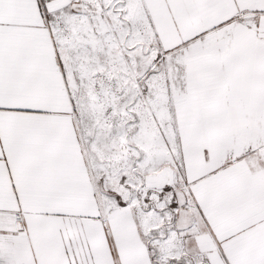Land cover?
I'll list each match as a JSON object with an SVG mask.
<instances>
[{
	"label": "snow or ice",
	"instance_id": "snow-or-ice-1",
	"mask_svg": "<svg viewBox=\"0 0 264 264\" xmlns=\"http://www.w3.org/2000/svg\"><path fill=\"white\" fill-rule=\"evenodd\" d=\"M0 264H264V0H0Z\"/></svg>",
	"mask_w": 264,
	"mask_h": 264
}]
</instances>
